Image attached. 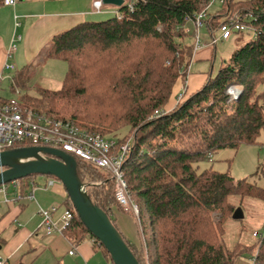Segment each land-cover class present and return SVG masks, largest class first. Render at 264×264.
<instances>
[{"label":"trees","instance_id":"1","mask_svg":"<svg viewBox=\"0 0 264 264\" xmlns=\"http://www.w3.org/2000/svg\"><path fill=\"white\" fill-rule=\"evenodd\" d=\"M209 2L124 0L115 15L79 22L50 38L46 58L66 64L58 89L31 84L33 63L9 77L11 92L20 91L16 98L46 115L104 137L128 127L116 141L131 139L122 171L137 208L139 242L120 233L140 264H233L245 254L252 264H264V222L253 244L237 241L227 249L222 242L234 209L242 208L245 197L264 201V188L235 180L228 172L199 168L217 150L254 144L264 132V91L257 90L264 84V0H226L214 14L206 12ZM230 3L237 8L230 9ZM223 8L225 13L249 14L256 33L234 48L198 89L165 110L193 58V42L184 38L192 36L194 28L186 19L204 12L206 27L216 29L224 19L219 17ZM235 35L237 40L245 36ZM232 84L241 90L235 101L225 92ZM75 159L87 194L116 226L112 208L125 210L114 197L113 180L104 170ZM32 176L17 181L20 185ZM23 192L21 197L28 193ZM231 196L239 201L231 202ZM63 204L73 212L63 236L73 243L85 237L98 243L80 223L67 195ZM212 213L218 217L213 219ZM0 264L12 263L5 259Z\"/></svg>","mask_w":264,"mask_h":264},{"label":"crops","instance_id":"2","mask_svg":"<svg viewBox=\"0 0 264 264\" xmlns=\"http://www.w3.org/2000/svg\"><path fill=\"white\" fill-rule=\"evenodd\" d=\"M54 1L57 8L50 10L48 4ZM68 1L18 0L13 6H0V75L3 76L1 83L8 81L10 84L9 77L17 69L18 63H23V66L36 60L40 48L47 45L54 34L85 21L94 12L93 2L96 0H72V6ZM113 10L108 7L103 13L107 14ZM186 25L192 27L190 23ZM204 27L209 35V29ZM17 36L20 38L14 40L15 50L7 59L10 43ZM212 53L213 47L205 45L193 52L192 60L211 59ZM7 60L13 63V70L3 68ZM51 67L53 65H50L49 72H54ZM58 67L62 69V66H55L57 72ZM64 69L63 67L61 78L54 73L49 78L43 77L42 83L61 85ZM186 76L187 74L183 79ZM187 80L188 88L189 79ZM176 85L175 83L173 90ZM180 86L181 82L178 87ZM6 187L0 186V263L7 259L12 264H111L99 244L91 237L73 243L60 232L44 233L40 210L56 207L51 213L52 219L56 220L64 209L66 192L57 179L37 174L21 181L20 185L18 181V187L12 183L10 194ZM22 192H31L33 197H21ZM112 216L123 236L138 243L137 225L133 215L113 207ZM72 249L73 254H70Z\"/></svg>","mask_w":264,"mask_h":264},{"label":"built area","instance_id":"3","mask_svg":"<svg viewBox=\"0 0 264 264\" xmlns=\"http://www.w3.org/2000/svg\"><path fill=\"white\" fill-rule=\"evenodd\" d=\"M18 0H2V5L13 6ZM220 3L226 0H218ZM100 0L93 2L96 11L101 9ZM224 19L219 23L216 29L210 30V42H201L196 33V49L200 46L214 45L217 39L213 32L219 31V39L226 40L231 34L237 32H248L254 35L255 28L249 24L248 15H243L237 11L225 13ZM186 23H190L192 27L198 28L206 26V15L204 12L197 13L186 19ZM7 50V59L11 57L15 50L14 40ZM3 68L5 70H13L14 65L10 61H5ZM3 76L0 75V83ZM229 101H234V97L240 92V87L232 84L226 90ZM16 96L20 91H14ZM0 98V151L22 146H46L60 149L74 158H78L86 163L104 170L109 174L114 182V197L116 201L125 211H130L134 215L137 214L136 206L130 201L125 179L122 171V162L130 149V138L123 143L117 144L112 138H106L99 134L90 133L81 129L72 123L46 115L26 104L19 99ZM182 96V95H181ZM179 96L178 99L181 97ZM1 97V96H0ZM18 187V181L12 182ZM20 197V195L18 196ZM27 198L33 197L31 192L26 195ZM56 207L41 209V227L45 234H51L54 231L62 233L63 228L73 218V212L64 207L60 216L53 220L51 213ZM258 233H253L257 235ZM73 254V249L69 251ZM86 264V263H83Z\"/></svg>","mask_w":264,"mask_h":264},{"label":"rangeland","instance_id":"4","mask_svg":"<svg viewBox=\"0 0 264 264\" xmlns=\"http://www.w3.org/2000/svg\"><path fill=\"white\" fill-rule=\"evenodd\" d=\"M125 1L128 2L129 0ZM70 2H72V0L68 1L69 5L72 6V3ZM48 5L50 6V10H54L55 8H57V4L55 3V1ZM231 5L232 4L230 3V9L237 8L236 6ZM108 7H111L115 11L117 9V6H113L110 4H102L100 11H96L94 8L93 14L89 16L86 20H104L110 16L115 15L114 10L108 12L107 14L103 13L105 12L104 9ZM220 7L221 3L218 0H210L206 12L214 14L217 10L220 9ZM224 14L225 10L223 8L219 12L220 19L223 18L222 16H224ZM212 29L209 28V31ZM197 32V36L199 37V40L201 42H204V40L205 42H210L211 40L205 27L198 28V30L194 28V34L192 36H186L184 38V42L186 43L193 42V52L204 47L203 45L197 49L195 48ZM213 35L217 39V41L213 45L214 51L212 58L196 59L190 61L187 69V76L184 79L182 77L177 79V85L173 90V94L170 98V101L165 106L167 110L170 109L176 103L179 96H188L191 91H195L201 86V84L209 74L214 75L220 68V66L224 65V62L228 60L232 50L242 44L248 38V36H251L252 34L248 32H243V35L245 36H243V38L239 40L236 39L237 36L235 35V33L231 34L230 37L226 40L218 38V30H215L213 32ZM210 46L212 47V45ZM45 53L46 45L40 48L39 55L37 56L36 60L32 62L34 65V70H32V80L30 78V82L34 86L55 90L58 89L61 85H47L45 83H42L43 77L49 78L55 73L56 75L58 74V78H61L63 67L66 71V64L64 61L61 60L47 59ZM22 64L23 63H18L16 66L17 69L21 68ZM50 65H53V67L51 68L54 70V72H49ZM57 65L62 66V69L61 67H58V72L55 71V66ZM187 78L189 79L188 88L186 87L188 81ZM179 82H181L180 87H178ZM257 90L264 91V84H260L257 87ZM0 95L4 98H13L16 96L14 92H11L8 81H3L1 83ZM127 132L128 127H124L119 130L115 136H112L111 134L105 137L116 140L117 138H122L125 134H127ZM127 139L128 137L124 141H126ZM205 167H211L212 169L221 172H228L235 180L244 179L264 188V132H260L254 144H242L237 149L224 148L217 150L215 153L212 154L210 159H206L199 163L200 169ZM258 167L260 168L256 173ZM12 182L5 184L7 186L6 191L8 192V194H10L12 191ZM229 199L233 203H237L239 201L238 196H231ZM241 205V209L243 211V218H231L225 223V232L222 237V242L224 247L227 249H230L237 241L243 242L244 244L255 243L257 237H255V235L252 236V233H260L262 231V226L264 222V201L255 198L245 197L242 200ZM133 217L137 218V214H133ZM211 217L213 219H216L218 217V214L212 213ZM233 264H252V257L247 254L239 256L234 260Z\"/></svg>","mask_w":264,"mask_h":264},{"label":"water","instance_id":"5","mask_svg":"<svg viewBox=\"0 0 264 264\" xmlns=\"http://www.w3.org/2000/svg\"><path fill=\"white\" fill-rule=\"evenodd\" d=\"M100 2L119 7L124 0H100ZM240 93L241 90L233 98L234 101ZM79 171L76 159L60 149L22 146L0 151V186L29 175L54 177L63 186L80 223L105 249L112 264H140L108 214L87 194L86 183L81 180ZM231 217L243 218L240 206L234 209Z\"/></svg>","mask_w":264,"mask_h":264}]
</instances>
